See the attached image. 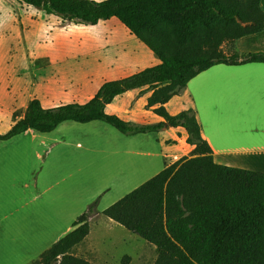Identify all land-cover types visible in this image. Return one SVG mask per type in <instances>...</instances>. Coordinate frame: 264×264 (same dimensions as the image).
<instances>
[{
	"label": "rangeland",
	"instance_id": "374dc122",
	"mask_svg": "<svg viewBox=\"0 0 264 264\" xmlns=\"http://www.w3.org/2000/svg\"><path fill=\"white\" fill-rule=\"evenodd\" d=\"M114 24H82L0 0V135L32 99L45 109L84 103L104 82L150 67L157 57ZM130 104V121L159 122ZM166 135L165 128L127 136L101 121H67L0 141V264H32L95 201L89 234L72 253L92 264H155L154 247L102 211L163 168L169 146L157 138ZM167 143L175 149L166 165L192 155L184 141Z\"/></svg>",
	"mask_w": 264,
	"mask_h": 264
},
{
	"label": "trees",
	"instance_id": "16d2710c",
	"mask_svg": "<svg viewBox=\"0 0 264 264\" xmlns=\"http://www.w3.org/2000/svg\"><path fill=\"white\" fill-rule=\"evenodd\" d=\"M88 25L117 18L159 63L104 82L84 103L45 109L38 99L0 141L28 129L53 131L67 121L104 122L131 136L181 127L190 158L166 165L112 203L102 214L154 247L155 264H264V173L213 162L194 109L169 114L164 104L200 72L216 64L264 63V52L240 53L237 39L264 29L260 0H19ZM231 43L225 52L223 43ZM151 91L146 107L163 120L136 124L106 106L128 90ZM97 201L73 221V229L32 264H92L72 250L89 234Z\"/></svg>",
	"mask_w": 264,
	"mask_h": 264
},
{
	"label": "crops",
	"instance_id": "0c3cea01",
	"mask_svg": "<svg viewBox=\"0 0 264 264\" xmlns=\"http://www.w3.org/2000/svg\"><path fill=\"white\" fill-rule=\"evenodd\" d=\"M260 7L264 11V0H260ZM108 21L115 23L117 31L129 41H138L117 18L112 17ZM234 48L240 53L264 52V29L237 39ZM157 59L150 57L151 66L159 63ZM131 62L134 64V61ZM116 67L115 71L120 69L119 66ZM115 71L111 74H115ZM150 94L151 91L146 88L128 90L115 97L106 106V111L125 121L145 124L144 121H130L128 118L129 113H134L133 110H128L130 103L135 100L134 109L138 106L143 108L137 113L144 118L152 116L156 122L161 121L163 119L153 112L157 105L145 109ZM26 107L27 105L25 109ZM164 108L171 115L189 108L195 110L202 137L211 148L215 164L264 173V63L213 65L192 78L178 96L174 95L164 104ZM23 114L21 113L20 118ZM165 129L166 137L157 138V141L169 146V150L163 152V168L166 166L165 162L171 160L175 149L167 142H185L186 139V133L181 127ZM28 131L32 130L28 129L24 133ZM174 162L173 160L171 164ZM73 221L67 232L71 231Z\"/></svg>",
	"mask_w": 264,
	"mask_h": 264
}]
</instances>
